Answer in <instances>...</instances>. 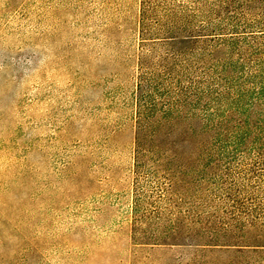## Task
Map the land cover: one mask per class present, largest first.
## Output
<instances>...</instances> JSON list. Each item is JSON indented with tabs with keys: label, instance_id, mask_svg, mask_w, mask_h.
I'll use <instances>...</instances> for the list:
<instances>
[{
	"label": "rangeland",
	"instance_id": "obj_1",
	"mask_svg": "<svg viewBox=\"0 0 264 264\" xmlns=\"http://www.w3.org/2000/svg\"><path fill=\"white\" fill-rule=\"evenodd\" d=\"M0 264H264V0H0Z\"/></svg>",
	"mask_w": 264,
	"mask_h": 264
}]
</instances>
